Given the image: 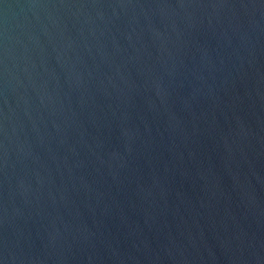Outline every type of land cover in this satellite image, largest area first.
<instances>
[{"label": "water", "instance_id": "95a60500", "mask_svg": "<svg viewBox=\"0 0 264 264\" xmlns=\"http://www.w3.org/2000/svg\"><path fill=\"white\" fill-rule=\"evenodd\" d=\"M0 264H264V0H0Z\"/></svg>", "mask_w": 264, "mask_h": 264}]
</instances>
